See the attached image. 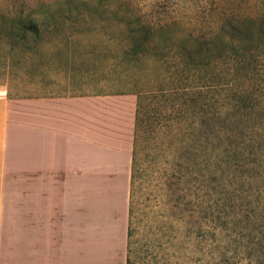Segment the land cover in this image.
<instances>
[{
    "label": "rangeland",
    "instance_id": "rangeland-1",
    "mask_svg": "<svg viewBox=\"0 0 264 264\" xmlns=\"http://www.w3.org/2000/svg\"><path fill=\"white\" fill-rule=\"evenodd\" d=\"M98 1L0 0V79H18L22 90L30 91L34 73L44 64L61 68L74 88L118 94L133 89L137 80L152 82L162 73L160 63L151 59L140 68L125 63V20L134 25L135 20H176L196 36L208 37L228 18L264 14V0H101V7ZM83 3H88L83 12L75 11ZM153 5L159 7L155 13ZM18 17L39 28L36 40L30 33L20 40L22 31L12 23ZM119 19L124 22L119 24ZM162 173V165L140 162L131 219L129 176L124 226L123 207L109 201L108 187L101 191L99 208L89 202L85 209L82 229L88 231L74 226L71 236L66 220L57 218L50 245L40 240L37 252H88L89 264H126L128 258L129 264H262L258 253L248 255L243 248L246 238L225 223L228 215L216 206L218 195L210 189L199 192L195 186L184 191L186 185L179 181L177 193L170 196L161 185ZM114 211L120 218H113ZM10 251L18 252L16 243ZM29 251L32 246L26 244Z\"/></svg>",
    "mask_w": 264,
    "mask_h": 264
},
{
    "label": "trees",
    "instance_id": "trees-1",
    "mask_svg": "<svg viewBox=\"0 0 264 264\" xmlns=\"http://www.w3.org/2000/svg\"><path fill=\"white\" fill-rule=\"evenodd\" d=\"M85 5L75 11L83 12ZM12 23L22 31V42L28 33L34 40L40 36L31 21L18 17ZM124 23L125 63L140 68L151 59L162 68L152 82L137 80L133 89L118 93L136 96L130 219L140 162L157 163L164 167L161 185L170 196L179 181L184 191L195 186L218 195L225 223L246 238L248 255L258 253L264 264V14L228 18L208 37L176 20ZM189 176L194 178L185 180Z\"/></svg>",
    "mask_w": 264,
    "mask_h": 264
},
{
    "label": "crops",
    "instance_id": "crops-1",
    "mask_svg": "<svg viewBox=\"0 0 264 264\" xmlns=\"http://www.w3.org/2000/svg\"><path fill=\"white\" fill-rule=\"evenodd\" d=\"M66 77L42 64L30 91L0 79V264H89L88 252L36 247L50 245L57 218L71 236L74 226L88 231L85 209L99 208L108 187L124 226L136 97L74 88Z\"/></svg>",
    "mask_w": 264,
    "mask_h": 264
}]
</instances>
